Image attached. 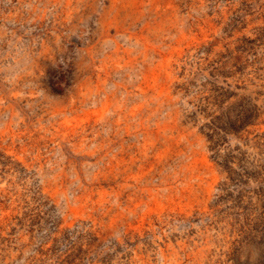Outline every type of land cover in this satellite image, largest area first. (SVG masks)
<instances>
[{"label":"rangeland","instance_id":"rangeland-1","mask_svg":"<svg viewBox=\"0 0 264 264\" xmlns=\"http://www.w3.org/2000/svg\"><path fill=\"white\" fill-rule=\"evenodd\" d=\"M260 29L264 0H0V264H264Z\"/></svg>","mask_w":264,"mask_h":264},{"label":"trees","instance_id":"trees-1","mask_svg":"<svg viewBox=\"0 0 264 264\" xmlns=\"http://www.w3.org/2000/svg\"><path fill=\"white\" fill-rule=\"evenodd\" d=\"M260 35L254 39L250 40L248 38H242L238 40V45L236 46L233 54H235V68L236 73L243 75L249 66V58L256 55L257 49L262 46V40L264 38V29H260ZM224 58V56H221Z\"/></svg>","mask_w":264,"mask_h":264}]
</instances>
